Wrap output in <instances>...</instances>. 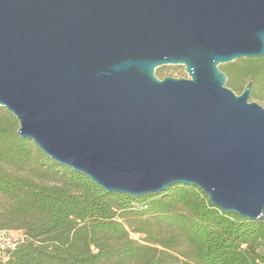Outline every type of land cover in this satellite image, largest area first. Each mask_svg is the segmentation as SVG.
Instances as JSON below:
<instances>
[{"label": "water", "instance_id": "1", "mask_svg": "<svg viewBox=\"0 0 264 264\" xmlns=\"http://www.w3.org/2000/svg\"><path fill=\"white\" fill-rule=\"evenodd\" d=\"M261 56L264 0H0V107L23 138L109 192L195 185L264 221V105L220 68Z\"/></svg>", "mask_w": 264, "mask_h": 264}, {"label": "trees", "instance_id": "2", "mask_svg": "<svg viewBox=\"0 0 264 264\" xmlns=\"http://www.w3.org/2000/svg\"><path fill=\"white\" fill-rule=\"evenodd\" d=\"M264 105V56L220 65ZM0 107V231L17 234L0 264H264V221L220 210L197 186L109 192L19 133ZM131 232L145 234L143 240Z\"/></svg>", "mask_w": 264, "mask_h": 264}, {"label": "rangeland", "instance_id": "3", "mask_svg": "<svg viewBox=\"0 0 264 264\" xmlns=\"http://www.w3.org/2000/svg\"><path fill=\"white\" fill-rule=\"evenodd\" d=\"M155 73L159 77H163L165 75H174V76H178V77H180V76L189 77L188 73L186 72L185 65H183V64H164V65L158 66L156 68V70H155ZM227 83H226V85L229 86ZM233 90L236 93H240V91H238V90H235V89H233ZM2 107H4V106H2ZM4 108H6V107H4ZM144 235L145 234H142V233H134V232H131V236L133 238L139 239L141 241H144L143 240ZM5 236L8 237L9 235H5ZM1 242H3V243L6 244V241H4V240H2Z\"/></svg>", "mask_w": 264, "mask_h": 264}, {"label": "built area", "instance_id": "4", "mask_svg": "<svg viewBox=\"0 0 264 264\" xmlns=\"http://www.w3.org/2000/svg\"><path fill=\"white\" fill-rule=\"evenodd\" d=\"M5 235H9V236L7 237ZM16 239H17V234L15 232L9 231V230H1L0 231V250L7 248L11 245H15L14 241ZM2 240L6 241V244L1 242Z\"/></svg>", "mask_w": 264, "mask_h": 264}]
</instances>
